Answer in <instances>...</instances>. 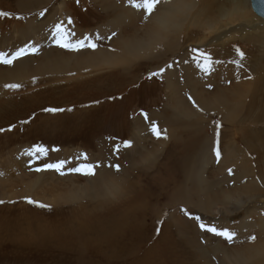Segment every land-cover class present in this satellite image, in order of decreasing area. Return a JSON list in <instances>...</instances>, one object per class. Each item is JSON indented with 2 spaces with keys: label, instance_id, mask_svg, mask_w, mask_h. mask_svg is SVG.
<instances>
[{
  "label": "rangeland",
  "instance_id": "obj_1",
  "mask_svg": "<svg viewBox=\"0 0 264 264\" xmlns=\"http://www.w3.org/2000/svg\"><path fill=\"white\" fill-rule=\"evenodd\" d=\"M121 1L118 0V3ZM93 2L50 0L34 11H22L18 7V0H0V12L10 14L8 17L0 16V39L2 41L5 37L8 40L11 33L14 34L12 31L27 28V23L46 20L50 16L48 12L60 3L65 12L62 16L55 14L56 19L60 17L59 21L65 19L66 23L70 16L74 21L77 38L85 34L94 35L95 28L105 23L106 18L102 17L98 3ZM45 8V16L40 17L39 12ZM253 14H248L249 19L256 17ZM236 19L234 24L244 21L239 16ZM199 31H189L187 37L194 38L192 42L179 41L180 45L176 49L181 50L179 53L165 51L163 42H158L152 54L127 64L126 68L121 66L126 70L121 67L106 69L102 65L89 69L88 66L71 73L63 74L62 71L58 75L51 73L48 76L44 73L21 81L15 79L9 84L20 85L17 90L5 87L0 95V128L15 127L12 131L0 132V171L5 173L0 177V200L5 201L0 204V264H207L205 253L202 252L201 256V252L185 244L183 235L176 228L177 221L184 219L190 225H195L193 227L200 234L212 238L214 236L201 232L199 222L185 216L180 211L181 207L188 209L193 216H200V222L231 231L233 229L237 233L234 242L249 236L243 227L238 230V224L247 209L255 210L253 201L229 202L225 210L231 211L230 220L220 216L221 207L211 206L212 210L207 213L199 206L201 200H205V187L213 184L211 171L215 167L214 163L204 162L202 142L204 138L211 141L210 155L215 159L211 149L215 121L223 123L218 113L220 110L215 105L214 108L200 111L189 101L190 108L201 119L198 130L166 125L157 119L162 113L176 108L171 106L175 92L168 90V82L164 77H148L169 63L172 67L163 75L168 70L173 72L172 68L183 58V53H188L192 66L198 70L197 73L201 70L202 73L194 74L193 77L191 71H174L173 80L184 90L181 96L186 99L184 94L191 90L192 83L211 85L216 75L220 81L226 79L234 82L229 104L235 103L239 110L242 100L246 99L245 105H249L250 98L247 96L250 92L261 94L260 90L254 88L264 83V69L254 75L252 86L245 83L251 82L248 78L249 65L259 63L264 66V60L261 59H264V34L259 37L249 35L243 39L237 37L221 47L217 42L197 45L195 38L202 36V31ZM234 46L245 53L243 67L232 63L239 59ZM193 47L205 49L212 55L216 63L210 72L206 73L195 62V54L190 51ZM217 66L225 69L219 71L222 76L216 72ZM245 76L249 82L244 79ZM213 101L216 98L213 97ZM49 107L66 110L56 114L45 112L44 109ZM69 108L72 111H67ZM142 113L148 114L149 122L156 121L161 129H167V140L148 138L149 123L145 122ZM137 120L141 121V127L137 128ZM21 121L29 122L22 124ZM232 136L236 140L240 137ZM145 137L148 139L142 142L138 140ZM124 140H131L132 148L124 149ZM193 140L196 141L194 146ZM226 140L221 136V147L228 151ZM36 145L49 148V152L46 158L40 157L33 167L42 164L45 159L48 162L65 159L71 162L68 165L71 167L84 163L82 159H75L80 153H87L89 161H99L102 165L106 161L107 164L98 170L99 174L94 178L30 172L26 164L34 158L24 153ZM114 145L121 146L120 153L113 152ZM139 146H147L148 150L141 149V153L138 151L137 154L133 150H139ZM53 147L60 151H51ZM240 150L245 152L248 149L242 145ZM146 155L148 159L144 158ZM109 163L120 164L119 173L122 174L107 167ZM251 164L253 175L250 174V179L262 189L261 177L254 172L257 166L255 160ZM233 174L230 177L225 172L219 180L225 177L224 186L232 184L229 180L238 175ZM44 175L50 177L46 179ZM39 179L42 182L36 183ZM94 179L99 181L94 189L101 190V194L91 188L96 182ZM201 194L203 199L200 200ZM24 197L50 205L51 210L29 205L24 202ZM260 208L264 215V206ZM202 237L198 238L201 245L204 243ZM213 239L225 241L219 237ZM217 255L208 253L211 259L208 264L235 263L222 259L221 254ZM222 260L225 263L220 262Z\"/></svg>",
  "mask_w": 264,
  "mask_h": 264
},
{
  "label": "bare ground",
  "instance_id": "obj_2",
  "mask_svg": "<svg viewBox=\"0 0 264 264\" xmlns=\"http://www.w3.org/2000/svg\"><path fill=\"white\" fill-rule=\"evenodd\" d=\"M49 1L50 0H18V7L22 11H34V9L39 8L42 4ZM93 1L98 3L97 5L100 7L102 17L106 18L105 23H101L95 28V32L100 33L104 37H107L112 32H116L117 35L113 37L111 41L107 39L102 40L101 47L95 52L84 50L80 53H75L55 47L52 37L48 34L49 29L54 21H59L60 17L56 19L55 14H60L62 16L63 12H65V10L62 11L63 4H56L57 6L48 12L50 16L48 15L49 17L46 18V20L42 21L41 19L43 23L32 21L31 23H27V28L21 29L20 31H12L14 34L11 33L8 40H6L5 37L2 41L0 39V47H2L0 51H7L9 54L15 49L24 46L26 43L35 44L39 49L37 55L24 57L20 61L14 62L12 66L0 65V95L3 94L5 86L12 83L15 79L21 81L24 78L34 77L44 73H47L48 76L51 73L58 75L57 73H61L62 71L63 74L71 73L72 71L81 70L82 67L85 68L88 66L89 69L99 65L106 67V69L121 66H125L126 68L127 64H133L137 59L152 54L154 45L158 42H163L162 45L166 47L165 51L179 53L181 50H176L180 45L179 41L184 40L190 43L194 39H189L187 37L190 30H194L195 33L197 31L200 32L199 30L202 31V36L198 39L195 38V40L198 41L197 45H210L217 42L221 47L225 46L226 43L230 41H234L237 37L243 39L249 35L259 37L264 34V20L257 15L251 19L248 17V14L252 12L249 0H172L171 4L161 6L160 11L147 22H144L141 14L129 7L127 2L123 0L119 3L118 0ZM238 16L244 18V21L242 20L239 24H234L237 22L236 17ZM230 18L233 20L230 21ZM225 19H227V21ZM63 20L65 21V19ZM208 38H211V40L208 41ZM10 42L12 44L9 46ZM109 48L115 49V51H110ZM159 52L160 51H158V53ZM261 59L264 60L263 58ZM258 64L254 63L249 65L250 76L252 77L250 79L251 82L254 81V75L264 69V66ZM121 69L124 68L121 67ZM179 69L184 73L191 71L193 77H195L194 74L202 73V70L197 73L198 70H195L192 66L188 58V53H183V58H180V62L175 64L174 69L172 68V70L177 72ZM216 69V72L219 74V71L223 68L221 67L219 69V66H217ZM223 70L225 71V69ZM174 71L168 70L163 77L168 82V90L171 93L175 92L174 97L172 96V99H170L171 106H175L176 108L173 111L168 110L166 113H162L157 120L163 121L166 125H176L184 129L192 127L191 129L198 130L201 125V119L189 106V100L187 99L189 94L193 96L199 107L203 110H209L214 108L215 105L217 106L216 109L220 110L218 113L223 121V123L220 122L223 125L221 130L224 131L221 133V136L228 139L225 141V146H229L228 151L225 148L222 149V160L219 164H217L215 159L210 155L211 141L209 142L204 138L203 142L205 143L202 142L205 150L204 162L210 164L214 163L215 167L213 170L211 168V173L214 178L213 184L205 187V192L203 194L205 200L202 194L200 196V200L203 199L201 202L204 205L200 202L199 206L207 213L212 210L211 206L221 207V212H219L220 216L230 220L231 211L229 209L225 210L229 202L250 200L253 201L255 205V207L252 206L255 208L254 211L249 208L247 209V211L250 210L249 212H244L238 224L239 229L235 228L241 230L243 227L247 233H249V236L246 237V239L241 237L231 245H227L226 241L216 240L213 239L214 237L212 238L200 234V231H197V229L193 227L195 225H190V223L184 219L177 221L176 228L183 235L185 244L187 243L193 249H196L198 253L201 252V256L202 252L205 253L204 255L207 256V264L211 262L208 253L213 255L221 254L222 259L225 258L227 259L226 261L230 260L236 264H264V215L261 211L262 208H260L264 206V83L262 82L258 87L254 88V90H260L261 94L256 95L254 92H250L248 94L249 96H247L250 98L249 105H245L246 99H244V101H241L240 109L237 110L235 103L232 102L229 104V97L234 88V82H230L231 80L223 79V81H220L215 75L211 84V89L206 88L209 83L208 85L205 83L203 85L192 83L193 86H191L189 92L187 91L188 94H184L186 98L184 99L181 96L184 90L173 80ZM242 74L244 75V73ZM219 76L222 75L219 74ZM260 77H262V75H260ZM246 78L247 76L244 77L245 80ZM259 79L262 80V78ZM246 81L249 82V80ZM251 82L245 84H250L252 86L254 83ZM242 91L247 93L245 90ZM246 95L247 94H245V96ZM213 97L216 98V101H213ZM229 106L231 107L229 108ZM141 125V121L137 120V128L141 127ZM232 134L240 136V142L248 149L247 151L243 152L240 150L242 145L238 142L239 138L236 140V137L232 136ZM148 138L153 137L149 134ZM148 138L145 137L138 140L143 141ZM195 143L196 141L193 140L192 146H194ZM146 147L147 146H139V150L133 151H137L138 154V151L141 153V149L148 150ZM155 151H157V149ZM101 157H103L104 160L103 154ZM101 157H99L100 161ZM144 158L148 159L147 155L144 156ZM252 160H255V164L257 165L254 172L256 171L259 174L263 182L262 189L253 182L254 180L250 179V174L253 175V172L250 171ZM106 164L107 162L104 161L103 165ZM229 167L234 169L235 174H238L235 178L229 180V182H232L233 187L231 188H227L226 185L224 186L226 182L225 177L219 180V177H222V174L227 172ZM120 174L122 173H119V175ZM128 174L130 173L128 172ZM37 177H40V175ZM43 177L47 179L50 175H44ZM101 177L103 176H100V178ZM100 178L99 181L101 182ZM42 179L34 181L39 183L42 182L40 181ZM94 180L96 182H94L95 184L91 187L92 189L97 187L95 185L99 182L97 179ZM212 186L216 187L212 188ZM126 188L128 187H125V189ZM94 190H98L101 194V190ZM195 207L197 208V206ZM173 222H175V220ZM231 226L233 227V225ZM253 234L257 237L254 243L249 240V237ZM200 237H202L204 241L202 245L200 240V244L198 243V238ZM180 245L181 244H179V246ZM218 255L216 257H218ZM198 259L200 260V258ZM220 262L225 263L223 260Z\"/></svg>",
  "mask_w": 264,
  "mask_h": 264
},
{
  "label": "snow or ice",
  "instance_id": "obj_3",
  "mask_svg": "<svg viewBox=\"0 0 264 264\" xmlns=\"http://www.w3.org/2000/svg\"><path fill=\"white\" fill-rule=\"evenodd\" d=\"M77 3H79V0H76ZM172 0H127V4L129 7L135 9L137 12H139L143 18L144 22H147L151 17H153L156 13H158L161 9V6L166 4H171ZM47 12V9H43L39 12L40 17H44L45 13ZM0 16L2 17H8L10 16L9 13L0 12ZM17 19H23V17H16ZM55 44V47L65 50L67 52H75L80 53L84 50H90L92 52L97 51L99 47H101V41L104 39H107L109 41L112 40L113 37H115L117 34L116 32H112L107 37L102 36L100 33L93 34H85L77 38V34L74 27V21L69 16L67 18V22L64 21H54L51 25L48 33ZM110 51H115V49L109 48ZM190 51L194 53V60L200 66L203 71L206 73L210 72L212 69V65L216 63L215 60H213L212 55L205 49H197L195 47L191 48ZM234 51L236 55L239 57L237 60H233L232 63H234L237 67H242V62L245 60V53L237 46H234ZM39 52L38 47L35 44L32 43H26L24 46L19 47L15 49L14 51L9 54L7 51H0V65H7L12 66L14 62L20 61L24 57L28 56H35ZM172 64H166L165 67L160 68L158 71L152 72L149 74V79L153 77H163L164 72L171 68ZM249 79L252 77L249 76ZM6 88L17 90L21 86L18 84H9L5 86ZM209 89H211V85H208ZM187 99L191 101L193 107H196L198 110L203 111L197 103V101L193 98V96L188 95ZM66 109L64 108H54L49 107L45 108L44 111L52 114H56L58 112H63ZM67 111H72V109H67ZM145 122L149 123L148 133L154 137L157 140L168 139V132L167 129H161L159 124L156 121H150L147 113H142ZM29 121H21L22 124L28 123ZM15 126L9 127L7 129L0 128V132L5 131H12ZM223 125L219 121H215V130H214V143L212 146V153L215 157V162L219 164L222 160V147H221V129ZM133 144L131 140H124L122 141V147L124 149H130L132 148ZM53 152L60 151L59 148L53 147L50 149ZM121 146L120 145H114L113 146V152L114 153H120ZM49 152V148L44 147L43 145H36L29 150H27L24 155L34 158L31 160V162L26 164V167L28 171L35 172V173H47V172H54L58 174L59 176H68V175H79L83 177H90L94 178L99 173L98 170L103 166L99 161H89V157L87 153H80L75 158L76 160H83L84 163L74 164L71 167H68V165L71 163L68 160L65 159H59L55 162H48L47 159L42 164H38L37 166L33 167L34 164L40 159V157H47ZM118 158V157H117ZM107 167L112 168L115 172L119 173L121 170L120 164L118 163H109ZM227 173L229 176H232L234 173V169L229 167L227 169ZM5 173L3 171H0V177H3ZM227 188H231L232 184L229 183L226 185ZM24 202L35 206L40 209H47L51 210V206L41 203L35 199H32L30 197H24ZM5 203V201L0 200V204ZM15 203V201H13ZM180 211L187 216L189 219H193L197 222H199V228L201 232L211 234L214 237L222 238L223 240L227 241L228 244H232L235 240V237L237 233L235 231H231L227 228H218L216 226H211L209 224L200 222L201 217L200 216H193L190 211L184 207H181ZM250 242H255L257 240L256 235H251L249 237ZM203 242V241H202Z\"/></svg>",
  "mask_w": 264,
  "mask_h": 264
},
{
  "label": "water",
  "instance_id": "obj_4",
  "mask_svg": "<svg viewBox=\"0 0 264 264\" xmlns=\"http://www.w3.org/2000/svg\"><path fill=\"white\" fill-rule=\"evenodd\" d=\"M251 11L264 20V0H249Z\"/></svg>",
  "mask_w": 264,
  "mask_h": 264
}]
</instances>
